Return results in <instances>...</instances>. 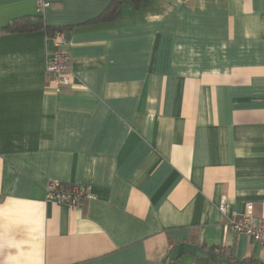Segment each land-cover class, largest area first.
<instances>
[{"label":"crops","instance_id":"crops-1","mask_svg":"<svg viewBox=\"0 0 264 264\" xmlns=\"http://www.w3.org/2000/svg\"><path fill=\"white\" fill-rule=\"evenodd\" d=\"M0 0V29L68 27L56 94L43 30L0 32V264H264L218 204L264 219V0ZM51 179L88 184L71 207Z\"/></svg>","mask_w":264,"mask_h":264},{"label":"built area","instance_id":"built-area-1","mask_svg":"<svg viewBox=\"0 0 264 264\" xmlns=\"http://www.w3.org/2000/svg\"><path fill=\"white\" fill-rule=\"evenodd\" d=\"M35 4L38 13H43L51 6L50 0H35ZM51 40L52 48L44 55V70L48 85L56 94H59L72 85V72L68 67L71 40L65 31H56ZM44 187L47 201L71 207L80 206L84 200L96 198L89 185L85 183L51 179L45 183ZM217 207L221 215L227 216L226 224L229 229L264 245V219L254 213L252 205H246L245 213L241 217H237L236 213L228 212L224 198L220 200Z\"/></svg>","mask_w":264,"mask_h":264},{"label":"trees","instance_id":"trees-1","mask_svg":"<svg viewBox=\"0 0 264 264\" xmlns=\"http://www.w3.org/2000/svg\"><path fill=\"white\" fill-rule=\"evenodd\" d=\"M130 2L136 9H139L141 6H146L147 2H143L142 0H112L110 4L108 5V8L105 12H103L106 15L105 19H113L118 17V7L123 2ZM41 29L44 31V33L47 35V37H52L56 31H65L67 33H70V30L68 27H49L45 21L42 15H36L33 17H25L20 16L12 19L0 29V32H15V31H23V30H38Z\"/></svg>","mask_w":264,"mask_h":264}]
</instances>
